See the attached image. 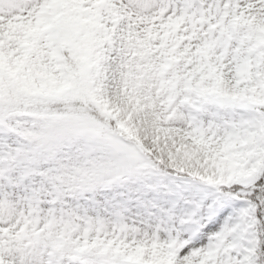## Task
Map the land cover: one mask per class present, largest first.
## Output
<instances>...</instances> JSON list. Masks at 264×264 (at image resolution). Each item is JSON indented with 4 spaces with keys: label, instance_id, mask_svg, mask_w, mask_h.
<instances>
[{
    "label": "snow or ice",
    "instance_id": "6c2138e0",
    "mask_svg": "<svg viewBox=\"0 0 264 264\" xmlns=\"http://www.w3.org/2000/svg\"><path fill=\"white\" fill-rule=\"evenodd\" d=\"M0 264H264V0H0Z\"/></svg>",
    "mask_w": 264,
    "mask_h": 264
}]
</instances>
